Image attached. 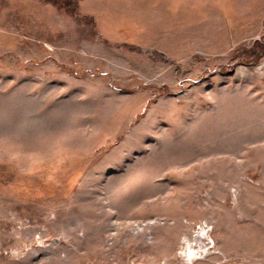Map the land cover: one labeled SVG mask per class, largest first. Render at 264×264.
I'll return each mask as SVG.
<instances>
[{
    "label": "rangeland",
    "instance_id": "obj_1",
    "mask_svg": "<svg viewBox=\"0 0 264 264\" xmlns=\"http://www.w3.org/2000/svg\"><path fill=\"white\" fill-rule=\"evenodd\" d=\"M62 1L0 0V264H186L204 223L192 264H264V79L204 23L232 0Z\"/></svg>",
    "mask_w": 264,
    "mask_h": 264
},
{
    "label": "crops",
    "instance_id": "obj_2",
    "mask_svg": "<svg viewBox=\"0 0 264 264\" xmlns=\"http://www.w3.org/2000/svg\"><path fill=\"white\" fill-rule=\"evenodd\" d=\"M255 0H250V2L254 3ZM205 3H209V5H211L212 3L210 2H205ZM233 3V11L232 13L228 14V16L224 17L225 13L223 14V8H221L218 5V9L216 8V6H212L214 9V13L216 17H211L210 21L204 22L206 25H220L222 27V34L219 36L216 35V40H215V47H218L219 44L221 45V39L222 37H224V34H228L231 36H235V34H237L238 31V26L241 25L240 27H242L241 29H244V27L246 28V36L248 37V40L250 41V45L249 48H247L246 52L248 56H251L252 58H256V56H258V47L254 44L255 42H260L262 43V37L264 38V8H262V14L258 15L259 20L257 21L256 15L253 14V10L252 12L249 14H245L242 13L240 11V8L237 7V0H232ZM252 3V5H254ZM248 12V11H247ZM94 16H96L95 12L93 14ZM241 16V17H240ZM242 16H245V18L243 19ZM241 19V20H240ZM246 20L245 22H242ZM112 21V20H111ZM107 23V22H106ZM101 23V25H109ZM203 23V24H204ZM256 27H258L256 29ZM236 45L237 42L233 40L232 45ZM264 45V42L262 43ZM207 47V46H205ZM232 48V47H231ZM230 47L227 46H222L221 50L226 52H229ZM264 49V48H263ZM223 53V54H225ZM219 54V53H218ZM217 54V55H218ZM263 54H264V50H263ZM221 56V54H219ZM254 56V57H253ZM254 61V60H253ZM238 66V65H237ZM234 68L233 71V75L237 74H246L247 76L251 75V76H255V74H260L262 76V78L264 79V55H263V59L261 61L260 64H255L252 67H246V66H238V67ZM261 141L255 145V151L257 150V152L262 153L263 155V162H262V171L259 174V185L263 188L264 190V118L262 121V135H261ZM264 222V221H263Z\"/></svg>",
    "mask_w": 264,
    "mask_h": 264
},
{
    "label": "bare ground",
    "instance_id": "obj_3",
    "mask_svg": "<svg viewBox=\"0 0 264 264\" xmlns=\"http://www.w3.org/2000/svg\"><path fill=\"white\" fill-rule=\"evenodd\" d=\"M209 230H211V227H208L204 223L202 228L200 227L189 237H183L184 239L181 241L182 251L180 254L186 264H192L195 260L207 255L209 249L215 248L214 240L208 234ZM205 240L207 241L206 243L204 242ZM213 253H217V251Z\"/></svg>",
    "mask_w": 264,
    "mask_h": 264
},
{
    "label": "trees",
    "instance_id": "obj_4",
    "mask_svg": "<svg viewBox=\"0 0 264 264\" xmlns=\"http://www.w3.org/2000/svg\"><path fill=\"white\" fill-rule=\"evenodd\" d=\"M44 1L47 2V3H49V4L56 5L59 8L67 9V7L65 6L66 3H64V1H62V0L61 1L60 0H44ZM80 15H81V18L83 20H86L87 19L88 22L91 24V26H93L96 30H98V26H97L96 20H95V18H94L93 15H85V14L84 15L80 14ZM103 39H104L105 42H108L107 37H104L103 36ZM261 42L262 43L264 42V38L263 37H262V41ZM262 43H260V42H255L254 43L256 46H259V45L261 46V53L263 51ZM124 44L133 45L135 47L137 46V45H134L132 43H127V42H125ZM257 61H258L257 58H255L254 61H250L248 63H243V64L254 65V64L257 63ZM238 64H241V62L239 61V59L238 60L237 59H232L231 60V63L229 65H227V70L224 71L223 69H220L219 73L221 75L229 74V73L232 72L234 66H236Z\"/></svg>",
    "mask_w": 264,
    "mask_h": 264
}]
</instances>
